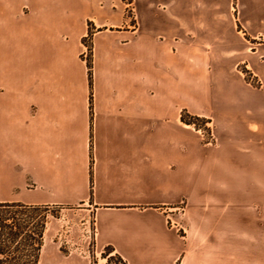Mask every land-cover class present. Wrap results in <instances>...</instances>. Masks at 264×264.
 Returning <instances> with one entry per match:
<instances>
[{
    "label": "crops",
    "instance_id": "crops-1",
    "mask_svg": "<svg viewBox=\"0 0 264 264\" xmlns=\"http://www.w3.org/2000/svg\"><path fill=\"white\" fill-rule=\"evenodd\" d=\"M107 1L0 0V202L81 205L127 264H257L264 0H132L121 28ZM183 198L180 235L167 218Z\"/></svg>",
    "mask_w": 264,
    "mask_h": 264
},
{
    "label": "rangeland",
    "instance_id": "rangeland-1",
    "mask_svg": "<svg viewBox=\"0 0 264 264\" xmlns=\"http://www.w3.org/2000/svg\"><path fill=\"white\" fill-rule=\"evenodd\" d=\"M107 1V0H106ZM107 5L112 8L109 9L111 13L118 12L123 14L125 18L124 24H119L116 28L121 26L126 27L133 25L134 13L132 8V0H108ZM104 2L95 3V6H103ZM97 11L92 12L91 16L97 17ZM107 16L106 13L102 14V17ZM92 17V18H93ZM84 25L86 26V34L78 38L81 52L79 57L85 61L86 74L88 79V92H92V35L97 29H101L93 19H86ZM113 28V27H112ZM237 70L243 75L244 79L251 85H258V81L252 75L250 70L243 64L237 66ZM91 96V95H90ZM183 113L184 122L191 124L192 127L202 137V141L205 143H214L215 138L211 130L208 119L203 116L191 114L185 109ZM198 116L191 120V116ZM190 121V122H189ZM256 182L263 186V191L256 197L258 200L257 212H260V218L264 222V174H257ZM237 181L234 182L236 184ZM186 205V200L183 198L176 203L172 210L170 217L167 218L168 226L174 229L178 234L184 235L183 213ZM254 206V205H253ZM36 218L44 217L47 225V229L43 238V245L39 255L38 264H92L94 260L98 262H105V258L101 256L103 248L95 246L93 239L94 232V219L89 216L81 207L77 204L61 203L51 205H39V208L33 211ZM255 213L248 208L247 218H254ZM172 220L173 224H170ZM170 221V222H169ZM258 231V230H257ZM258 233V232H257ZM260 234H262V242L257 244L260 246V256L257 255V264H264V225L260 228ZM253 246V244H252ZM249 256V253H248ZM252 259L248 257V264H255L254 254ZM252 261V263L250 262ZM112 264H117L115 260H112Z\"/></svg>",
    "mask_w": 264,
    "mask_h": 264
},
{
    "label": "trees",
    "instance_id": "trees-1",
    "mask_svg": "<svg viewBox=\"0 0 264 264\" xmlns=\"http://www.w3.org/2000/svg\"><path fill=\"white\" fill-rule=\"evenodd\" d=\"M184 112L182 120L185 119ZM197 117L192 115L191 120ZM38 208L39 205L17 201L0 202V264H38L45 224L44 217L36 218L33 213ZM111 251L106 246L101 252L105 262L94 260L92 264H112V260L117 264H127Z\"/></svg>",
    "mask_w": 264,
    "mask_h": 264
},
{
    "label": "built area",
    "instance_id": "built-area-1",
    "mask_svg": "<svg viewBox=\"0 0 264 264\" xmlns=\"http://www.w3.org/2000/svg\"><path fill=\"white\" fill-rule=\"evenodd\" d=\"M171 221V222H170ZM169 222H170V224H173V222H172V220H170Z\"/></svg>",
    "mask_w": 264,
    "mask_h": 264
}]
</instances>
